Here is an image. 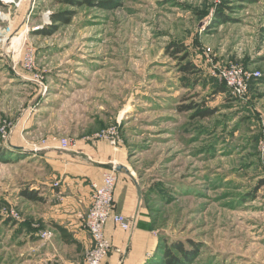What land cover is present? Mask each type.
Here are the masks:
<instances>
[{"label": "rangeland", "instance_id": "374dc122", "mask_svg": "<svg viewBox=\"0 0 264 264\" xmlns=\"http://www.w3.org/2000/svg\"><path fill=\"white\" fill-rule=\"evenodd\" d=\"M32 1L0 0V264L58 232L23 135L120 151L156 237L142 264H264V0ZM47 16L53 31L34 30ZM232 63L261 73L252 95L223 85ZM34 185L41 200L24 195Z\"/></svg>", "mask_w": 264, "mask_h": 264}, {"label": "crops", "instance_id": "0c3cea01", "mask_svg": "<svg viewBox=\"0 0 264 264\" xmlns=\"http://www.w3.org/2000/svg\"><path fill=\"white\" fill-rule=\"evenodd\" d=\"M262 66L264 61H255L252 66ZM264 69V67H263ZM253 85L251 95L258 86ZM14 146L26 152L30 157H40L47 172H44L43 184H51V193L45 188L42 214L43 221L49 224L62 225L72 238L66 242L58 231L52 239H43L29 246L31 254L22 264H84L85 252L91 246V237L83 226L81 214L85 213L91 202L92 182L101 183L104 174L113 164H121L122 155L113 145L100 139L88 141L80 138L68 148H62L59 141L53 138H39L36 141L24 137ZM33 139V138H32ZM42 140V141H41ZM34 147L40 150L34 151ZM125 173V172H124ZM117 171L115 187L116 210L131 221V228L125 230L110 220L106 233L113 241L115 248L107 257L105 264H142L154 251L156 237L139 223L142 221L138 189L132 177ZM48 174V175H47ZM133 181V183H132ZM54 183H60L54 187ZM38 190L36 185L31 189ZM59 190V191H58ZM37 201V200H34ZM57 238V239H56ZM37 242V241H36ZM130 245L128 246L124 243ZM125 248V250H124ZM122 251L126 253L121 258ZM22 256L24 254H21Z\"/></svg>", "mask_w": 264, "mask_h": 264}, {"label": "built area", "instance_id": "2783aa9c", "mask_svg": "<svg viewBox=\"0 0 264 264\" xmlns=\"http://www.w3.org/2000/svg\"><path fill=\"white\" fill-rule=\"evenodd\" d=\"M1 1L7 4L20 5L24 0ZM33 3L34 0L32 1ZM51 24L52 20L47 16L42 24L35 26L33 29L40 30ZM260 75L259 71H251L242 65L233 63L219 70V78L222 83L232 95L239 98L247 96L252 81ZM4 134H6L5 131ZM114 134L115 131L113 130H105L98 133L97 136L112 137ZM53 139L56 140L57 138L54 137ZM58 141L62 148H68L76 143L75 139L68 137L61 138ZM38 150H40V147H34V151ZM262 157H264V146L262 147ZM116 181V169L111 168L104 174L101 183L92 182L91 184V204L88 211L81 214L83 226L92 240L91 246L86 250L84 264H104L106 261L113 247V242L106 233V226L110 220L125 230L131 228V221L122 213L116 211Z\"/></svg>", "mask_w": 264, "mask_h": 264}, {"label": "trees", "instance_id": "16d2710c", "mask_svg": "<svg viewBox=\"0 0 264 264\" xmlns=\"http://www.w3.org/2000/svg\"><path fill=\"white\" fill-rule=\"evenodd\" d=\"M64 2H66V3H69V4H73V5H76V4H78V2H88V3H91L92 2V0H63ZM53 20H54V22L56 23V22H58L59 20H67L66 19V17H64V16H58V15H54L53 16ZM54 26H55V24L54 25H52V26H47V27H44L42 30H40V33H45V34H47V33H51L52 31H53V29H54ZM180 50H183V48L182 47H180V46H178V49L176 50V52H178V51H180ZM189 66V65H188ZM188 66H187V68L186 69H188ZM224 85V84H223ZM225 86V85H224ZM251 86H252V83H251ZM226 87V86H225ZM251 88V87H250ZM208 114H210L208 111H205L204 113H202V115L203 116H206V115H208ZM1 156V155H0ZM263 182H264V180H263ZM24 195L28 198V199H30V200H41L42 199V197L41 196H39L38 195V192H37V190H27V191H24ZM54 226L57 228V230L60 232V236H61V238L63 239V240H65L66 242H69V241H71V237H70V235L66 232V229L62 226V225H60V224H58V223H55L54 224ZM108 235V234H107ZM110 237V236H109ZM112 240V239H111ZM113 242V241H112ZM177 248H178V251L180 252V253H183L184 255H187V251H186V249H184V247L183 246H181V245H179V246H177ZM110 252H112V251H110ZM167 254L166 255H168L167 256V258L170 256L169 255V250L167 251H165ZM110 254V253H109ZM109 256V255H108ZM166 258V259H167ZM175 258V257H174ZM107 259V258H106ZM167 260H169V263H174L173 261H172V257H169ZM106 262V261H105ZM105 262H104V264H105Z\"/></svg>", "mask_w": 264, "mask_h": 264}, {"label": "water", "instance_id": "95a60500", "mask_svg": "<svg viewBox=\"0 0 264 264\" xmlns=\"http://www.w3.org/2000/svg\"><path fill=\"white\" fill-rule=\"evenodd\" d=\"M112 168H115L116 169V171H121V172H125V173H127V174H129L130 175V171H129V169H128V167H126L125 165H123V164H113L112 166H111ZM137 185V184H136ZM137 189H138V194H139V198H141V189H140V187L137 185Z\"/></svg>", "mask_w": 264, "mask_h": 264}]
</instances>
